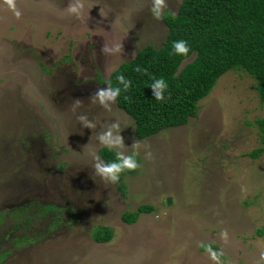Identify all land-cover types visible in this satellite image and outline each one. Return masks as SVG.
<instances>
[{
    "label": "rangeland",
    "instance_id": "374dc122",
    "mask_svg": "<svg viewBox=\"0 0 264 264\" xmlns=\"http://www.w3.org/2000/svg\"><path fill=\"white\" fill-rule=\"evenodd\" d=\"M75 2L15 0L17 18L0 0V264H264L256 78L229 70L188 123L137 138L133 117L99 93L121 63L162 43L164 14L182 0H165L160 18L153 0H80L79 16ZM109 133L122 160L138 157L125 189L97 168ZM141 204L156 208L122 219ZM97 225L114 237L94 240Z\"/></svg>",
    "mask_w": 264,
    "mask_h": 264
},
{
    "label": "trees",
    "instance_id": "16d2710c",
    "mask_svg": "<svg viewBox=\"0 0 264 264\" xmlns=\"http://www.w3.org/2000/svg\"><path fill=\"white\" fill-rule=\"evenodd\" d=\"M164 21L169 31L162 43L144 45L106 80L117 92V105L133 117L137 138L188 123L198 115L200 101L232 69L245 70L256 78L264 104V0H182L178 12H166ZM174 41L183 42L188 53L176 54ZM161 78L163 82L158 84ZM157 91L165 97L163 101L155 98ZM256 125L262 145L250 153L254 158L264 153V117L258 118ZM99 153L106 165L118 162L119 152L113 147L104 146ZM131 156L138 162L135 154ZM136 169L121 171L116 181L120 189H125V176ZM155 208L153 204H141L135 211L124 212L122 219L132 224L142 213ZM45 209L57 207L47 205ZM92 237L100 243L109 242L114 230L97 225ZM215 248L213 243L202 245L203 250Z\"/></svg>",
    "mask_w": 264,
    "mask_h": 264
},
{
    "label": "clouds",
    "instance_id": "9594fccd",
    "mask_svg": "<svg viewBox=\"0 0 264 264\" xmlns=\"http://www.w3.org/2000/svg\"><path fill=\"white\" fill-rule=\"evenodd\" d=\"M6 4L8 6V8L13 12V14L19 18L21 16V12L20 10L16 7L15 4V0H6ZM165 7V0H153V6H152V13L154 14V16L156 18H160L161 16V9ZM83 8V4L80 3V0H76L75 3L71 4L69 6L68 11L71 13L76 14L77 16L80 15L81 13V9ZM119 45H116L114 49L112 48H108L107 46L104 47V51L105 52H111V51H118L119 50ZM173 49L175 51L176 54H187L189 49L186 48L184 46V43H177L176 41L173 42ZM118 79H122L121 76L118 77ZM163 82V78H161V80L158 82L162 83ZM117 94L116 91H101L99 93V95L101 97H108V98H113L115 95ZM155 98L158 101H163L165 99L164 96L161 95V93L159 91L156 92L155 94ZM77 104H79L80 102L77 101ZM81 120H84V117H80ZM101 139L103 141H105V144L111 148V140H110V133L106 136H102ZM117 142L119 143V139L117 140ZM118 162H112L109 163L108 165L101 167V166H97L99 173H101L102 175L106 176L107 178H109L110 180H112L113 182H116L119 180V174L121 173V171H123L124 169H135L137 168L139 165L137 163V161L135 160L134 156L129 155L127 158L121 160V154L118 153ZM150 155V153H149ZM226 237V233L224 234ZM260 257L262 260H264V251H262L260 253Z\"/></svg>",
    "mask_w": 264,
    "mask_h": 264
},
{
    "label": "water",
    "instance_id": "95a60500",
    "mask_svg": "<svg viewBox=\"0 0 264 264\" xmlns=\"http://www.w3.org/2000/svg\"><path fill=\"white\" fill-rule=\"evenodd\" d=\"M168 203H169V204L172 203V199H171V198L168 199Z\"/></svg>",
    "mask_w": 264,
    "mask_h": 264
}]
</instances>
